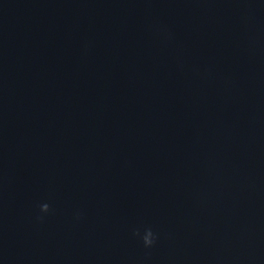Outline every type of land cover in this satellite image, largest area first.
I'll use <instances>...</instances> for the list:
<instances>
[{
	"label": "clouds",
	"instance_id": "9594fccd",
	"mask_svg": "<svg viewBox=\"0 0 264 264\" xmlns=\"http://www.w3.org/2000/svg\"><path fill=\"white\" fill-rule=\"evenodd\" d=\"M49 211H50V205L49 204L43 203L40 205V212L41 213L46 214ZM43 218L44 217L42 215L37 217L38 220H43ZM77 218H79V215H77ZM133 235L138 237L142 241L145 249H151L156 244V242L158 240V234L156 232H154L151 227L144 228L142 233L139 229H134Z\"/></svg>",
	"mask_w": 264,
	"mask_h": 264
}]
</instances>
